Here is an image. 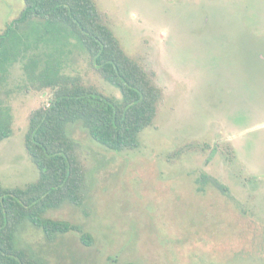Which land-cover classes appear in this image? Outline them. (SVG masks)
<instances>
[{"label":"rangeland","instance_id":"1","mask_svg":"<svg viewBox=\"0 0 264 264\" xmlns=\"http://www.w3.org/2000/svg\"><path fill=\"white\" fill-rule=\"evenodd\" d=\"M96 2L165 96L135 149L110 150L82 123L69 125L87 170L85 201L47 216L81 224L94 243L76 232L48 239L25 221L19 245L43 264H264V0ZM24 6L0 0V32ZM61 44L38 52L62 50L64 73L121 97L75 38ZM0 97L14 130L0 142V185L25 186L39 177L24 143L29 116L51 90L34 87L17 62Z\"/></svg>","mask_w":264,"mask_h":264},{"label":"trees","instance_id":"2","mask_svg":"<svg viewBox=\"0 0 264 264\" xmlns=\"http://www.w3.org/2000/svg\"><path fill=\"white\" fill-rule=\"evenodd\" d=\"M23 1L20 15L0 32V83L11 65L20 62L33 86L50 89L51 97L31 112L24 139L39 169L38 179L25 186L0 185V264H43L18 243L17 233L25 221L42 229L48 239L76 232L86 245L94 243L81 224L47 216L66 202L85 201L87 170L69 125L82 123L110 150L135 149L140 134L158 117L165 96L156 72L126 53L96 0ZM26 26L31 29L25 30ZM69 38L78 41L94 69L120 91V98L85 84L79 75L64 73L56 55L62 50L38 52L42 44L60 45ZM5 103L0 97V142L14 131L11 107ZM213 187L228 192L218 181ZM110 264L136 263L112 256Z\"/></svg>","mask_w":264,"mask_h":264}]
</instances>
